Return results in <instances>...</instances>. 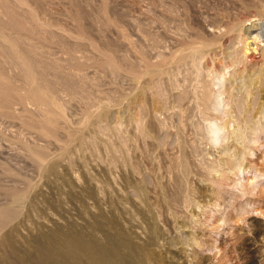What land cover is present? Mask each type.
I'll use <instances>...</instances> for the list:
<instances>
[{"label": "rangeland", "instance_id": "rangeland-1", "mask_svg": "<svg viewBox=\"0 0 264 264\" xmlns=\"http://www.w3.org/2000/svg\"><path fill=\"white\" fill-rule=\"evenodd\" d=\"M0 264H264V0H0Z\"/></svg>", "mask_w": 264, "mask_h": 264}, {"label": "bare ground", "instance_id": "bare-ground-1", "mask_svg": "<svg viewBox=\"0 0 264 264\" xmlns=\"http://www.w3.org/2000/svg\"><path fill=\"white\" fill-rule=\"evenodd\" d=\"M263 39V38H262ZM215 129V128H214ZM214 129H212V130H214ZM218 131V130H217ZM210 133V132H209ZM220 134V133H219ZM210 137H212V136H210ZM213 137L216 139L217 138V133H216V131H213ZM219 138H220V136H219ZM214 140V139H213Z\"/></svg>", "mask_w": 264, "mask_h": 264}]
</instances>
